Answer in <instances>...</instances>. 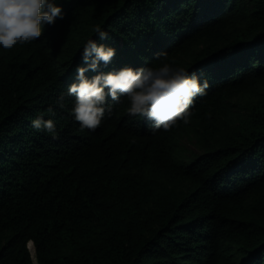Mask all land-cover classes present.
<instances>
[{"label":"trees","instance_id":"16d2710c","mask_svg":"<svg viewBox=\"0 0 264 264\" xmlns=\"http://www.w3.org/2000/svg\"><path fill=\"white\" fill-rule=\"evenodd\" d=\"M61 3L36 41L0 48V264H264V0ZM95 25L116 48L102 70L163 60L207 81L189 123L153 135L109 101L79 129L66 90Z\"/></svg>","mask_w":264,"mask_h":264},{"label":"clouds","instance_id":"9594fccd","mask_svg":"<svg viewBox=\"0 0 264 264\" xmlns=\"http://www.w3.org/2000/svg\"><path fill=\"white\" fill-rule=\"evenodd\" d=\"M62 8L61 0H0V48L10 50L18 44L36 41L45 25L63 18ZM92 31L95 38L83 43L79 51L80 63L66 90V95L74 98L69 114L78 122L81 131L95 130L101 124L105 112L111 111L109 101L126 102L127 115L151 121L153 135L158 130L169 131L178 121L190 122L195 98L206 95V80L202 81L197 73H190L185 67L163 60L158 65H125L104 71L102 66L111 64L116 48L104 43L111 37L100 25H95ZM157 55L162 58L166 54ZM89 72L94 74L89 76ZM64 98L62 93L56 101L57 107H65ZM46 112L55 115L52 106ZM31 126L50 134L53 139L59 136L54 120L45 119V113L32 119Z\"/></svg>","mask_w":264,"mask_h":264},{"label":"rangeland","instance_id":"374dc122","mask_svg":"<svg viewBox=\"0 0 264 264\" xmlns=\"http://www.w3.org/2000/svg\"><path fill=\"white\" fill-rule=\"evenodd\" d=\"M244 100H246V99H243V98H237L236 100H235V102L237 103V104H239V105H242V103H243V101ZM182 145L184 146V148L187 150V152L189 153V154H191V153H198L199 152V150L196 148V146L194 145V143L193 142H191L190 140H185L183 143H182Z\"/></svg>","mask_w":264,"mask_h":264},{"label":"water","instance_id":"95a60500","mask_svg":"<svg viewBox=\"0 0 264 264\" xmlns=\"http://www.w3.org/2000/svg\"><path fill=\"white\" fill-rule=\"evenodd\" d=\"M30 244L33 245L32 242H30ZM33 248H34V247H33ZM27 249H28V251H29V253H30L29 243L27 244ZM30 255H31V253H30ZM34 255H35V250H34ZM31 259H32V261H33L32 256H31ZM33 264H34V262H33Z\"/></svg>","mask_w":264,"mask_h":264}]
</instances>
